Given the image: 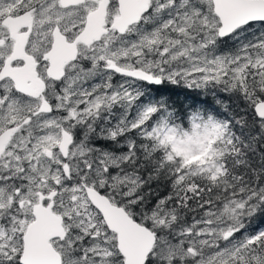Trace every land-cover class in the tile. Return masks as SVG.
<instances>
[{
  "label": "snow or ice",
  "instance_id": "6c2138e0",
  "mask_svg": "<svg viewBox=\"0 0 264 264\" xmlns=\"http://www.w3.org/2000/svg\"><path fill=\"white\" fill-rule=\"evenodd\" d=\"M0 264H264V0H0Z\"/></svg>",
  "mask_w": 264,
  "mask_h": 264
},
{
  "label": "trees",
  "instance_id": "16d2710c",
  "mask_svg": "<svg viewBox=\"0 0 264 264\" xmlns=\"http://www.w3.org/2000/svg\"><path fill=\"white\" fill-rule=\"evenodd\" d=\"M180 99L182 100V99H183V97H180Z\"/></svg>",
  "mask_w": 264,
  "mask_h": 264
}]
</instances>
